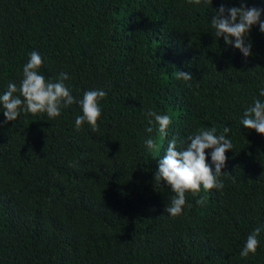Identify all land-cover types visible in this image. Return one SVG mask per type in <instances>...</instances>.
<instances>
[{"label": "trees", "instance_id": "trees-1", "mask_svg": "<svg viewBox=\"0 0 264 264\" xmlns=\"http://www.w3.org/2000/svg\"><path fill=\"white\" fill-rule=\"evenodd\" d=\"M243 2L264 9V0ZM221 3L242 6L0 0V95L10 82L19 87L33 51L46 80L68 74L76 101L107 93L98 133L87 123L76 131L79 103L54 119L22 107L14 122L0 105V264H264V136L241 123L255 98L264 102V33L252 27L248 58L215 38ZM177 70L193 79H177ZM148 111L171 117L163 138L158 126L145 131ZM212 127L231 129L222 170L231 175L220 177L222 190L186 194L192 207L173 218L165 207L174 193L154 183L159 160L174 136L186 147L189 135ZM257 227V252L242 258Z\"/></svg>", "mask_w": 264, "mask_h": 264}, {"label": "clouds", "instance_id": "clouds-1", "mask_svg": "<svg viewBox=\"0 0 264 264\" xmlns=\"http://www.w3.org/2000/svg\"><path fill=\"white\" fill-rule=\"evenodd\" d=\"M206 5L210 0H188L189 4ZM213 3V0H211ZM264 9L255 7L248 8L243 0L241 7H226L221 3L218 10L211 19V27L214 29L215 38H223L226 45L238 49L245 58L252 55V44L246 43L249 33L254 25H259V29L264 33V21L261 15ZM43 59L41 55L33 51L30 58L23 67V78L19 87L15 83H9L7 90L0 95V105L3 106L5 122L17 121L20 110L23 107L25 112L36 114H47L49 119L57 118L61 115L62 107H69L74 103H79L82 115L75 118L76 131L82 130V126L87 123L93 132H99L98 121L102 117L100 101L107 93L104 90H88L83 94L80 101H76L71 91L64 81L69 79L66 72H61L55 82L46 80L40 74ZM173 75L185 82L191 81L193 75L184 71H175ZM260 96H264V88L260 90ZM149 127L145 131L153 133L155 126L163 138L172 123L169 115L157 114L155 111H148ZM245 129L254 130L264 136V102L255 98L250 106L245 109L241 121ZM229 127H224L223 132L217 134L215 127L200 128L194 134L187 137L185 142H180L178 146L177 138L174 136L167 145L165 155L159 160L158 171L154 176V183L162 185L166 183L174 195L170 204L165 207V213L175 218L183 214L184 208H191L192 205L186 201V194L191 193L193 197L200 194L201 190L210 191L213 189L222 190L224 187L221 176L231 175L223 172L226 167L228 151H232L234 145L227 134ZM145 146L150 153L158 151V144L154 138H148ZM122 150V149H121ZM211 155V165L207 162L206 152ZM214 166V171H213ZM205 197L197 199L198 205H203ZM261 229L255 228L248 236L240 252L242 258H247L250 254L255 255L259 247V235Z\"/></svg>", "mask_w": 264, "mask_h": 264}]
</instances>
